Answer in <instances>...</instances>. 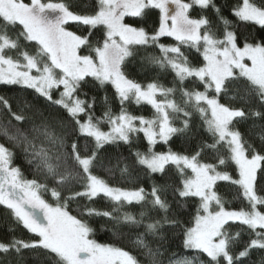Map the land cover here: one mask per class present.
Here are the masks:
<instances>
[{"label": "snow or ice", "instance_id": "6c2138e0", "mask_svg": "<svg viewBox=\"0 0 264 264\" xmlns=\"http://www.w3.org/2000/svg\"><path fill=\"white\" fill-rule=\"evenodd\" d=\"M0 87V264H264V37L216 0H0Z\"/></svg>", "mask_w": 264, "mask_h": 264}, {"label": "trees", "instance_id": "16d2710c", "mask_svg": "<svg viewBox=\"0 0 264 264\" xmlns=\"http://www.w3.org/2000/svg\"><path fill=\"white\" fill-rule=\"evenodd\" d=\"M26 2H27V0H26ZM257 2H259V0H257ZM216 3L219 4L220 6H222L223 11H224V15L229 19V21L232 22L233 27L236 28V30L238 32L243 33L244 35L250 34L251 36L256 37L257 40H259L260 37H264V29H262L259 25H255V24H251V23H241L231 14L232 8L234 6H237L238 4H240L241 0H216ZM195 15H196V13L194 12L193 16H195ZM208 15L211 16L213 20H215V17L212 16V13L210 11H209ZM69 27H70V30H73V31L77 30L75 25H70ZM162 40L165 43L171 42L169 38H162ZM137 79H140L145 83L147 82L146 80H144V78L142 76H138ZM171 79H172V77L169 75L166 78L165 82L168 83L171 81ZM12 91L13 90H11L7 87H0V95H11ZM96 111H97V115H100L102 112V108L99 104L97 105ZM114 111H116V112L119 111V105L118 104H116L114 106ZM129 111H131L137 115H145V116L151 115V109L147 105L136 106L135 104H132L129 106ZM103 127H104V130H107V125H104ZM241 130L244 131L246 136H247L248 129L245 127V128H242ZM255 131H259V130L257 129ZM181 147H182V141L179 138H174L173 148L176 150H180ZM157 150H163V146H161ZM125 154H127V153H125ZM100 174L105 179L109 178L106 173L101 172ZM222 194L224 195L226 200L231 201V204L229 206H234V207L240 206L239 201L233 199V196L235 194L234 192L232 194H228L222 190ZM97 206L103 207L104 202L100 201V203ZM7 238H8V236H7L6 225L3 224V214L0 213V239H7ZM95 238L100 243H117V244L124 243V241L116 240V238H114L110 233L99 232V233H97ZM244 239L246 240L247 236H245ZM177 243H179V242L177 241ZM170 251L182 253L183 250L180 248H177V247H173Z\"/></svg>", "mask_w": 264, "mask_h": 264}, {"label": "rangeland", "instance_id": "374dc122", "mask_svg": "<svg viewBox=\"0 0 264 264\" xmlns=\"http://www.w3.org/2000/svg\"><path fill=\"white\" fill-rule=\"evenodd\" d=\"M57 95H58V93H57ZM106 131V130H105Z\"/></svg>", "mask_w": 264, "mask_h": 264}]
</instances>
